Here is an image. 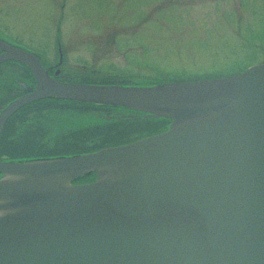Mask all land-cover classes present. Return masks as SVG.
I'll use <instances>...</instances> for the list:
<instances>
[{"label":"water","instance_id":"1","mask_svg":"<svg viewBox=\"0 0 264 264\" xmlns=\"http://www.w3.org/2000/svg\"><path fill=\"white\" fill-rule=\"evenodd\" d=\"M0 48V61L40 67ZM38 77L36 98L123 105L171 124L95 154L0 161V264H264V63L145 88ZM91 172L94 182L72 183Z\"/></svg>","mask_w":264,"mask_h":264},{"label":"rangeland","instance_id":"2","mask_svg":"<svg viewBox=\"0 0 264 264\" xmlns=\"http://www.w3.org/2000/svg\"><path fill=\"white\" fill-rule=\"evenodd\" d=\"M0 37L101 78L219 77L264 62V0H0Z\"/></svg>","mask_w":264,"mask_h":264},{"label":"flooded vegetation","instance_id":"3","mask_svg":"<svg viewBox=\"0 0 264 264\" xmlns=\"http://www.w3.org/2000/svg\"><path fill=\"white\" fill-rule=\"evenodd\" d=\"M43 53L44 57H38L43 69L59 82H103L92 79L93 73L91 74L90 70L72 69L70 67L72 60L68 57L58 58L54 51L51 56H48L49 53ZM37 86L36 74L26 63L7 61L0 64V115L14 101L30 96ZM55 106V100H34L11 115L0 137V160H8L11 156L40 154L41 147L47 144L50 136L58 133L56 130L58 116L63 114L61 113L63 110L69 109L63 107L56 113ZM22 124L28 125L27 129L23 128ZM41 135H46V138L41 139ZM23 141L28 143H22Z\"/></svg>","mask_w":264,"mask_h":264},{"label":"trees","instance_id":"4","mask_svg":"<svg viewBox=\"0 0 264 264\" xmlns=\"http://www.w3.org/2000/svg\"><path fill=\"white\" fill-rule=\"evenodd\" d=\"M251 66V65H250ZM237 71H232L229 74L238 73L246 68ZM214 77V76H208ZM178 78V77H177ZM106 81L112 82L113 79H107ZM166 80L154 81L153 84L162 83ZM114 82V81H113ZM66 107L70 109H76L79 112V116H84L86 118L87 126L85 127H75L72 126L66 132L58 135L59 137L51 138L55 143L56 150L53 151L49 149L47 144L41 147L40 157H65L79 154H87L102 149L109 145L124 144L129 141H132L140 135L139 122L133 119L128 118H118L112 113H108L109 109L100 105L92 104H77L70 103ZM66 110H63L61 113H64ZM66 113L71 114V111H66ZM75 115V114H74ZM161 126L164 127L168 125V120H160ZM56 122V119H55ZM43 139L46 138V135L42 136ZM41 137V139H42ZM95 180V174L90 173L84 177L77 180V182H90Z\"/></svg>","mask_w":264,"mask_h":264},{"label":"bare ground","instance_id":"5","mask_svg":"<svg viewBox=\"0 0 264 264\" xmlns=\"http://www.w3.org/2000/svg\"><path fill=\"white\" fill-rule=\"evenodd\" d=\"M221 77H224V75L223 76H221ZM134 142H137V141H129V142H127V143H124V144H117V142L114 144V145H109L108 144V146H106V147H103L102 149H100V150H97V151H95V152H98V151H101V150H103V149H107V148H118V147H122V146H125V145H130V144H133ZM91 153H94V152H91ZM87 154H90V153H87ZM95 154V153H94Z\"/></svg>","mask_w":264,"mask_h":264}]
</instances>
